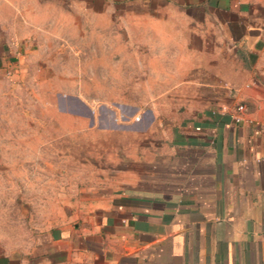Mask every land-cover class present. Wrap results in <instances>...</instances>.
I'll return each mask as SVG.
<instances>
[{
    "label": "crops",
    "instance_id": "crops-1",
    "mask_svg": "<svg viewBox=\"0 0 264 264\" xmlns=\"http://www.w3.org/2000/svg\"><path fill=\"white\" fill-rule=\"evenodd\" d=\"M159 1L0 0V39L30 31L50 45L89 11L118 54L126 26L128 61L160 87L147 92L181 95L166 136L151 137L157 186L126 185L0 249V264H264V0Z\"/></svg>",
    "mask_w": 264,
    "mask_h": 264
},
{
    "label": "rangeland",
    "instance_id": "rangeland-1",
    "mask_svg": "<svg viewBox=\"0 0 264 264\" xmlns=\"http://www.w3.org/2000/svg\"><path fill=\"white\" fill-rule=\"evenodd\" d=\"M72 17L66 30L50 31V45H36L30 31L0 39V249L28 244L126 185L158 184L159 142L151 137L166 136L181 95L147 92L160 87H147L142 63L128 61L126 26L119 24L116 54L111 25L100 28L89 11Z\"/></svg>",
    "mask_w": 264,
    "mask_h": 264
},
{
    "label": "built area",
    "instance_id": "built-area-1",
    "mask_svg": "<svg viewBox=\"0 0 264 264\" xmlns=\"http://www.w3.org/2000/svg\"><path fill=\"white\" fill-rule=\"evenodd\" d=\"M237 109L238 110H243L244 109V106L243 105H238Z\"/></svg>",
    "mask_w": 264,
    "mask_h": 264
}]
</instances>
